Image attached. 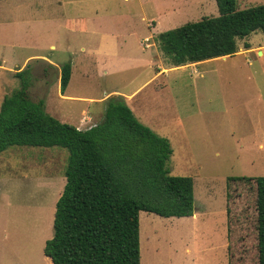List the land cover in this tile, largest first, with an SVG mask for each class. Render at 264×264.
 <instances>
[{
    "label": "rangeland",
    "instance_id": "1",
    "mask_svg": "<svg viewBox=\"0 0 264 264\" xmlns=\"http://www.w3.org/2000/svg\"><path fill=\"white\" fill-rule=\"evenodd\" d=\"M216 15V0H0V107L28 83L32 101L77 126L83 116L103 119L109 92L127 96L140 87L126 104L170 143V174L192 177L194 216L139 212L140 264H258L256 188L248 178L264 176L263 33L237 39L232 55L179 67L157 41L160 32ZM86 16L129 33L117 43L85 34ZM40 61L70 64L65 90L58 70ZM160 62L164 71L144 84ZM68 157L59 146L0 153V264H48L43 246L53 235Z\"/></svg>",
    "mask_w": 264,
    "mask_h": 264
},
{
    "label": "trees",
    "instance_id": "2",
    "mask_svg": "<svg viewBox=\"0 0 264 264\" xmlns=\"http://www.w3.org/2000/svg\"><path fill=\"white\" fill-rule=\"evenodd\" d=\"M216 3L218 15L157 35L171 64L229 56L237 51V39L256 30L264 36V4L239 8L237 0ZM70 67H61V91ZM28 86L23 83L1 104L0 153L17 145L59 146L69 152L45 257L50 264H140L139 212L193 215L192 177L170 174V143L141 123L122 96L108 97L103 119L79 129L45 112L43 100L29 98ZM248 179L255 182L258 264H264V176Z\"/></svg>",
    "mask_w": 264,
    "mask_h": 264
},
{
    "label": "crops",
    "instance_id": "3",
    "mask_svg": "<svg viewBox=\"0 0 264 264\" xmlns=\"http://www.w3.org/2000/svg\"><path fill=\"white\" fill-rule=\"evenodd\" d=\"M91 1H94V0H91ZM56 2H60V0H56ZM139 4H142L141 1H139ZM91 9H94L96 11V13H97V10H96L97 9V3H94V5H93V7H91ZM84 22H86V23L83 24V26H82L83 28H81L83 33H85V34H92V35H99V34L102 35L103 34V36H101V38L102 37H105V36L110 37V39L112 40L113 43H117L118 42L117 40L119 38L118 37L119 34L120 35H123L124 33H129L127 29L122 28L123 26H120V27H117V28L113 29V28L110 27L111 25H109L108 27H105V29H102V27H99L98 26V23H95V22L92 23L90 21V17H87V16L85 17ZM149 39H150V37H144L142 39V44L145 47H150L151 46V43L149 42ZM151 61L152 60H150L149 62H151ZM161 63L162 62H160L159 64H157V66L155 68L154 75L151 76L148 80H146L144 82V84L147 83L150 80H153L157 75H159L162 71H164L163 68H160ZM198 63L199 62H192V63H189V64L195 65V64H198ZM39 64H42L43 67L47 68L48 70L51 69L54 72L58 70V73H56L55 77L60 81L61 67L62 66L60 67L59 64L50 63L49 61H46L45 63H44V61L43 62L40 61ZM184 65H187V64H184ZM184 65H180V66H184ZM174 67H179V66H174ZM70 76H71V70H70ZM69 80H70V77H69ZM139 88H137L136 90H134L131 94H129L127 96L126 95L124 96V94L121 95L120 92H118V91H111L108 94H106L105 97L108 98V97H111V96H122L125 99V102H126L127 100H131L132 98H134L139 93L138 92V89ZM131 110H132V108H131ZM133 113H134V111H133ZM90 122H92V123H90ZM95 124H97V122H95V121L93 122L92 121V118H90L89 116H83L80 119V121H79V125H77L76 127L79 128V129H86V128H88V127H90L92 125H95ZM193 216H194V214H193ZM47 260H48V264H50V261H49L48 258H47Z\"/></svg>",
    "mask_w": 264,
    "mask_h": 264
}]
</instances>
